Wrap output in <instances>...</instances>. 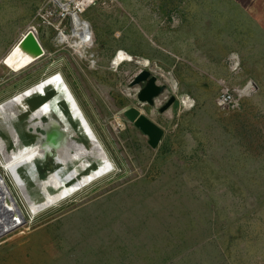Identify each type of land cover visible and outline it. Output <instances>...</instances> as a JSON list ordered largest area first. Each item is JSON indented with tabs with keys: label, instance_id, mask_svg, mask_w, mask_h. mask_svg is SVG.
Instances as JSON below:
<instances>
[{
	"label": "rangeland",
	"instance_id": "1",
	"mask_svg": "<svg viewBox=\"0 0 264 264\" xmlns=\"http://www.w3.org/2000/svg\"><path fill=\"white\" fill-rule=\"evenodd\" d=\"M180 1L185 4L176 9ZM51 7V0H0V103L59 72L112 168L47 203L54 205L32 206L39 212L31 217L0 169V264H264V206L253 196L257 180L238 178L264 176L257 147L258 137L264 138V40L256 39L254 27L208 15L207 0H96L79 17L93 40L79 53L59 41L60 28L71 33L68 20L37 15ZM27 29L44 52L14 71L3 58ZM141 59L146 65L135 62ZM150 66L162 74L159 82L167 80L155 105L138 102L142 83L128 86ZM46 89L56 91L53 85ZM224 90L236 106L218 104ZM172 94L174 102L160 112ZM27 98L11 119L22 137L32 135L29 124L38 119L28 121ZM132 106L162 127L156 148L123 115ZM238 118L243 126L235 124ZM4 120L0 133L15 149ZM62 125L69 139L81 140L80 127L68 118ZM42 156L27 168L37 170L49 159ZM71 158L55 161L45 177ZM83 163L56 178L76 173ZM29 169H19L26 187L21 185L37 201L64 186L42 195ZM210 203L218 209L213 229ZM189 237L203 240L175 245Z\"/></svg>",
	"mask_w": 264,
	"mask_h": 264
},
{
	"label": "trees",
	"instance_id": "2",
	"mask_svg": "<svg viewBox=\"0 0 264 264\" xmlns=\"http://www.w3.org/2000/svg\"><path fill=\"white\" fill-rule=\"evenodd\" d=\"M58 84H59V82H49V83L44 85V88L42 89V91H44V89L47 86H49V85L55 86V85H58ZM55 89H56V91L53 90V89L52 90L46 89L45 90V94L42 95V96H39L40 99L35 100V102H31L32 99H34L33 97H30V98L26 99L25 103L29 107V109L27 110L29 113L31 111H33L34 109H36L38 106H40L42 103H44L40 109H37L35 112L32 113V118L30 120H34L35 118L37 119V117H41L42 118L43 116H52L55 119H57L58 121L61 120V121H59L60 124H61V122L63 123L64 121L66 123L67 122V118H68L70 120V122H71V125L75 129L79 130V124H78L77 120L76 119H72L70 117L69 111H68V107L65 104V102H63V101H65V98L67 99L68 102H70L68 97H67V95L64 94L63 89H62L61 86H56ZM61 100H63V101L60 103ZM22 101H23V99H20L12 108H9L10 116L18 113V108L17 107H18L19 104H21ZM11 102H12V100L9 101L6 104L0 106V113H1L0 117L2 119L5 118V115H7V113L5 112V108L4 107L10 105ZM59 103H60V105H59ZM70 106H71V104H70ZM71 108H72V113L74 114V118H76L77 113H76L75 109L73 108V106H71ZM198 108H199V106H198ZM61 111L64 113V115L67 118L66 117L64 118L62 116V112ZM25 118L26 117H24L22 120H24ZM242 123H243L242 120H239V118L235 120V124L237 126H239V127L243 126ZM2 124L3 125L9 124V129L7 130V134L10 137V140L12 142H14L13 144L16 147L15 149L9 148V145H8V142L5 139V136L2 133H0L1 136L4 137V138L0 137V145L3 148L5 154L7 155L8 158L13 157L18 152H20L23 148H27V147L33 145L34 143H36V142H32L33 141V136L32 135H28V136H24L23 135V137H22L18 133V130H17L18 129L17 128L18 125H17V123H15V122L12 123V120H8L7 119L6 121L2 122ZM242 128L244 130L243 131L244 133L247 132V131H245L244 127H242ZM66 135L68 137V134H66ZM261 136L262 135H260L258 137L257 147H258V151H259V153H258L259 156L264 158V138L263 137L261 138ZM80 138H81V140H79V139H69V137H68V140H69V142H70V144H71V146L73 148V154L71 156L72 158L70 159L69 162L61 164L60 169H56L54 172L50 173L47 177H45V172L47 170H52V168L54 169V167H56V164L54 163L52 158H49L43 164H38L37 165V170H36V166H34V168H30V169L27 168V167H24L25 171H27L29 169L28 173H29L30 179L38 187V189L40 190L42 195L49 194L51 192L49 190L50 187L54 189V188H56V187H58L60 185H64V187L63 186L60 187L59 189H57L54 192H52L49 196L42 197V199L39 200V201H37L35 199V195H30L28 193V191H27V188H26V190L24 192H25L26 196H27V194L29 195V197L27 196V198L29 199L30 203L32 204V206L34 208H37L40 205H45L48 202H50V200H51V199H49L50 196H58L59 197V195L61 194L62 191L70 190L72 188L71 186H73L75 184L79 185V182L81 180H85V179L88 180L89 177H91L94 173H96L100 169L101 163L98 161V159L96 157V153H95L94 148L92 147L91 144L88 147L83 145V143L85 145L87 144V139L83 135V133H81ZM24 142H31V143H27L26 144ZM97 149H98V155H99V157H100V159L102 161V165H103V168L100 169L101 170L100 172H102V171H104L107 168V162L105 163L104 155L102 154L101 150L99 148H97ZM43 152L44 151L37 152L33 156V158L29 159L28 161H22L21 163H19L18 165H16L14 167L15 168L16 177H17V179L20 181V183L22 185H23V183L25 181L21 177L22 175H21V173L19 171V169H20L19 166L20 165H25V166L30 165L33 162V160L35 158H37V155L38 154H43ZM83 160H84L83 166L80 167L79 171H77L76 173L71 174V175H69L67 177H62V178H59V179L56 178L57 175H64L68 169H70L72 166H75L78 162H80L82 164ZM95 163L97 165H93ZM105 164H106V167H105ZM69 165H71V166H69ZM85 170H88V171L85 172ZM81 174H84V175L82 177L78 178ZM232 178H234V177H232ZM238 178H240L241 180L243 179L242 182L248 183V184L253 179L257 180L254 183L256 185L257 192H255L256 194H253V196H255L258 199L257 202L259 203L260 206H264V176H262V177L259 176V178H253V177H250L249 175H244L243 174V175H240ZM71 180H73V181L76 180V181H74V182L72 181L73 183L71 182L70 185H69L67 182L71 181ZM23 186L26 187L25 185H23ZM69 187H71V188H69ZM256 188H255V190H256ZM60 189H63V190L60 192V194H58V191ZM44 202H46V203H44ZM42 203H44V204H42ZM212 207H214V208L211 209ZM206 209L208 211L210 209L211 213L213 214L212 217H210V219H209V228L213 229V223L218 217V209H216V204H214V203L213 204L210 203V206L208 205V207ZM205 214H207L206 211L201 213V215H205ZM202 240H203V238H200V239L196 240L193 237L184 238V239H181V240L180 239L179 240L176 239L175 240L176 241L175 245H177V243H180L179 246L187 244L188 245L187 247H193L195 245H198Z\"/></svg>",
	"mask_w": 264,
	"mask_h": 264
},
{
	"label": "water",
	"instance_id": "3",
	"mask_svg": "<svg viewBox=\"0 0 264 264\" xmlns=\"http://www.w3.org/2000/svg\"><path fill=\"white\" fill-rule=\"evenodd\" d=\"M43 52H44L43 48L37 36L35 35L33 29H27L20 36V38L14 43V45L7 52V54L4 56L3 63L6 66H8L10 69L16 71L26 66L27 64L31 63L32 61L36 60L38 57H40L43 54ZM132 58H137V57L133 56ZM135 62L139 63V61H135ZM158 77H162V74L158 73L155 70L154 66H150L149 68H143L134 75L132 80L128 83V86H135L138 85L139 83H142V86L139 87L136 92V98L138 102L147 103L149 105H155L157 98L167 91L166 80L164 79V82L161 83L159 82ZM63 86L69 98L72 100V102H74V99L72 98L68 88L65 85ZM43 93L44 91L40 94ZM32 94L33 93L26 95L24 99L31 96ZM174 100H175V96L173 94L170 95L169 98L164 102V104L160 106L159 111L160 112L164 111L174 102ZM64 102L68 107L69 115L73 119L77 120L80 130L82 131L83 135L86 137L88 143L89 144L92 143L91 142V136H92V139L100 148V144L98 143V140H96V137L93 134L90 125L87 123V121L84 118H82L80 110L77 108V111L80 115H77L76 118H74V114L72 113V108L69 102L67 100H65ZM43 104L44 103H42L36 109L31 111L28 121L32 118V113L35 112L37 109H40ZM123 115L126 117V119L129 122H131L137 129H139L147 137V143L151 148H156L158 146L160 139L163 135L162 127H160L152 119L141 113L140 110L134 106L125 109L123 111ZM62 116L65 118L63 113ZM47 121H49V118L47 119ZM45 124L46 122L40 120L39 125H37L41 130L40 132L36 131L35 129L36 126H31V125L29 126L31 128V132L35 134V139L33 142H37L39 146L45 150L46 152L45 156H53L54 160L56 162H59L56 157L57 150L55 147V139L59 137L58 133L59 134L67 133L68 132L67 128L64 125H62L63 124L62 123L60 124V129L54 132L46 128ZM57 169H60V167H58ZM106 171H108V169H105L101 173H97L95 176L90 177L88 181L80 183L79 185L74 187L72 191L77 190L81 186L85 185L86 183H88L95 177L105 173ZM51 203L45 205L44 208L51 205Z\"/></svg>",
	"mask_w": 264,
	"mask_h": 264
},
{
	"label": "bare ground",
	"instance_id": "4",
	"mask_svg": "<svg viewBox=\"0 0 264 264\" xmlns=\"http://www.w3.org/2000/svg\"><path fill=\"white\" fill-rule=\"evenodd\" d=\"M76 30H78V32H77V34L79 35V37H80V39L81 40H77L76 39ZM61 33H62V35L60 36V38H59V41L60 42H65V43H67L68 44V46H70V47H73V49L76 51V52H81V50L83 49V47H87L86 45V40L87 41H91V42H93V40H92V36H91V34H90V28H89V24H88V22H86V21H84V20H82V19H80L79 17H74V20H73V27H72V32L70 33V34H65V33H63V31H61ZM88 43H90V42H88ZM84 45V46H83ZM118 57H121V58H126L127 60H130L131 59V56H129V55H124V54H121V53H119L118 54ZM118 61V59L117 58H114V63H116ZM137 61V60H136ZM139 63L141 64V65H146V63H147V60L146 59H141V60H139ZM167 81V80H166ZM49 82H59V84L58 85H55L54 87H56V86H61L62 87V89H63V92H64V94L65 95H67V93H66V91H65V89H64V86L63 85H65L67 88H68V90H69V92L71 93V96H72V98L74 99V102H72V100L69 98V96L67 95V97H68V99H69V104H71V106H73V108L75 109V111H76V113H77V115H80L79 113H78V111H77V108L80 110V113H81V115H82V118H84L86 121H87V119H86V117H85V115L83 114V111L81 110V108H80V106H79V104H78V102L76 101V99H75V96L72 94V92H71V90L69 89V87H68V85H67V83H66V81H65V79L63 78V76L59 73V72H54L53 74H51V75H49V76H47V77H45V78H42V79H40V80H38L37 82H35V83H33L32 85H30L29 87H27V88H25V89H22V90H20V91H18V92H16L14 95H12L11 97H9L8 99H6V100H4V101H2L1 103H0V106H2V105H4V104H6V103H8L9 101H11L12 100V102H11V104L10 105H8V106H5L4 108H5V112L7 113V115H5V119L7 120H11L16 114H18V113H16V114H14V115H11L10 116V113H9V108H12L20 99H23L24 100V97L26 96V95H28V94H31V93H42L43 91H42V89L44 88V85L45 84H47V83H49ZM18 97V98H17ZM65 98V97H64ZM65 100H67L66 98H65ZM184 102L185 103H188V99L187 98H185L184 99ZM48 118H49V121H46V124H45V127L46 128H48L49 130H51V131H57V130H59L60 129V122L57 120V119H55L54 117H52V116H47ZM38 119L37 120H35V121H33V122H31L30 124H29V126L31 125V126H37V125H39V123H40V120H42L41 119V117H37ZM6 120H4V121H6ZM3 121V122H4ZM87 123H88V121H87ZM89 124V123H88ZM91 128V127H90ZM93 131V130H92ZM93 134L95 135V133L93 132ZM58 135H59V137H57L56 139H55V147H56V150H57V152H56V157H57V160L59 161V163H63L66 159H68V158H70L71 156H72V154H73V148H72V146H71V144H70V142H69V140H68V137H67V135H66V133H63V134H59L58 133ZM95 137H96V135H95ZM21 140V139H20ZM19 140V141H20ZM96 140H98L97 139V137H96ZM91 142L92 143H90L91 145H92V147L94 148V150H95V153H96V157H97V159H98V161L101 163V167H100V169H102L103 168V165H102V161H101V159H100V157H99V155H98V149L96 148V147H98L97 146V144L95 143V141L92 139V136H91ZM98 143L100 144V142H99V140H98ZM99 148V147H98ZM100 150H101V152H102V154L104 155V157H106V158H104V161H105V163H106V160L108 161V166H107V169L108 170H110L111 168H112V163H111V161H110V159L108 158V156H107V154H106V152H105V150L103 149V147L101 146V144H100V148H99ZM38 151H44V155H46V152H45V150L43 149V148H41L40 146H39V144L36 142V143H34L33 145H31V146H29V147H27V148H23L20 152H18L16 155H14L13 157H11V158H8L7 157V155L5 154V152H4V150H3V148L1 147V145H0V169H1V171L4 173V175L8 178V181H10V183H11V185L13 186V188H14V190L16 191V194H17V196H18V198H19V200H20V202H21V204L23 205V207H24V209H25V211L27 212V214L31 217V215H33V214H36L37 212H39V211H37V210H35L33 207H32V205H31V203H30V201H29V199L27 198V196L29 197V195L27 194V196H26V194H25V190L26 189H24L23 187H22V185H21V183H20V181L17 179V177H16V174H15V166L16 165H18L19 163H21L22 161H26V160H28V159H31L32 157H33V155L36 153V152H38ZM42 158H43V156H42ZM36 159V158H35ZM35 159L33 160V162L31 163V164H34L35 163ZM113 162V161H112ZM30 164V165H31ZM28 165V164H27ZM30 165H28V166H30ZM28 166H25V165H20L19 166V168H24V167H28ZM105 167H106V164H105ZM98 170L96 173H94L92 176H95L97 173H101L100 171L101 170ZM91 171V170H90ZM89 171V172H90ZM26 172V171H25ZM88 172V173H89ZM107 172V171H106ZM84 174H81L78 178H80V177H82ZM102 175V174H101ZM91 176V177H92ZM100 176V175H99ZM98 177V176H97ZM77 178V179H78ZM90 178V177H89ZM88 178V179H89ZM96 178V177H95ZM94 178V179H95ZM101 178V177H100ZM93 180V179H92ZM91 180V181H92ZM74 181H76V180H74ZM73 181V182H74ZM86 181H88V180H81L80 182H79V184L80 183H82V182H86ZM72 182V183H73ZM90 182V181H89ZM88 182V183H89ZM92 183V182H91ZM70 185V184H69ZM75 186H77L76 184L75 185H73V186H71V187H69V188H71V189H73ZM64 187V186H63ZM70 189V190H71ZM63 189H60L59 191H58V194H60V192L62 191ZM67 191H69V190H64V191H62L61 192V194L63 193V192H67ZM81 192V191H80ZM60 194V195H61ZM71 193H66L65 194V196L64 197H66V196H68V195H70ZM59 195V196H60ZM56 197H58V196H50V198L49 199H54V198H56ZM47 202V201H46ZM46 202H44V203H46ZM44 203H42V204H44ZM54 205V204H53ZM44 205H40L39 207H37V208H42ZM42 211V210H41Z\"/></svg>",
	"mask_w": 264,
	"mask_h": 264
},
{
	"label": "crops",
	"instance_id": "5",
	"mask_svg": "<svg viewBox=\"0 0 264 264\" xmlns=\"http://www.w3.org/2000/svg\"><path fill=\"white\" fill-rule=\"evenodd\" d=\"M183 3L184 1L182 3L180 1L174 7L178 9L182 7ZM207 7L208 15L219 16L222 14L224 22H235L238 20L240 23L246 22L252 25L256 39L264 40V0H207ZM173 12L179 13L178 10ZM165 13L170 14L172 12L167 11ZM227 15H230V18H226ZM23 185L26 186L25 182Z\"/></svg>",
	"mask_w": 264,
	"mask_h": 264
},
{
	"label": "built area",
	"instance_id": "6",
	"mask_svg": "<svg viewBox=\"0 0 264 264\" xmlns=\"http://www.w3.org/2000/svg\"><path fill=\"white\" fill-rule=\"evenodd\" d=\"M95 1L96 0H51L52 7L42 13L38 12L37 15L41 17L55 16L57 19L60 20V22L68 20L72 32L74 17H80V15L84 13L86 9H88L91 5H93ZM61 31L65 33L64 29L60 28L58 32L59 38L62 35ZM77 32L78 30H76V39L81 40ZM92 43L93 42L86 40L87 47L83 48L90 47ZM218 104H228L231 107L237 105L236 101L234 99H231V95L227 90L222 91ZM24 108H26V105H24Z\"/></svg>",
	"mask_w": 264,
	"mask_h": 264
},
{
	"label": "flooded vegetation",
	"instance_id": "7",
	"mask_svg": "<svg viewBox=\"0 0 264 264\" xmlns=\"http://www.w3.org/2000/svg\"><path fill=\"white\" fill-rule=\"evenodd\" d=\"M141 86H142V84H141ZM141 86H140V87H141ZM44 94H45V92H44ZM44 94H43V95H44ZM31 96H32V95H31ZM31 96H29V97H31ZM39 96H40V95H39ZM39 96H38V97H39ZM41 96H42V95H41ZM32 101H35V100L32 99ZM25 105H26V108H24V106H23V108H24L25 111H27V110L29 109V107H28L27 104H25ZM61 112H62V111H61ZM62 113H63V112H62ZM63 114H64V113H63ZM64 116H65V115H64ZM65 117H66V116H65ZM70 117H71V116H70ZM43 118H45V121H43ZM66 118H67V117H66ZM41 119H42L43 122H46L48 118H47V116H44V117H42ZM35 129H36V131H38V132L41 131V130L39 129L38 126H36ZM30 131H31V129H30ZM31 134H32V136H33V139H35V134H33L32 132H31ZM80 139H81V138H80ZM43 155H44V152H43ZM44 157H45V155L43 156V158H44ZM47 157L52 158L53 161L55 162L53 156H47Z\"/></svg>",
	"mask_w": 264,
	"mask_h": 264
}]
</instances>
